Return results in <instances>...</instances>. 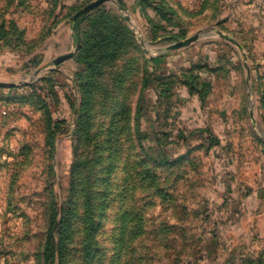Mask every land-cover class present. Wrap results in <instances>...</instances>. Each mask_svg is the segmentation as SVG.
Wrapping results in <instances>:
<instances>
[{
    "label": "rangeland",
    "instance_id": "rangeland-1",
    "mask_svg": "<svg viewBox=\"0 0 264 264\" xmlns=\"http://www.w3.org/2000/svg\"><path fill=\"white\" fill-rule=\"evenodd\" d=\"M93 1L0 0V264H264V0L106 2L117 58L53 65Z\"/></svg>",
    "mask_w": 264,
    "mask_h": 264
},
{
    "label": "trees",
    "instance_id": "trees-1",
    "mask_svg": "<svg viewBox=\"0 0 264 264\" xmlns=\"http://www.w3.org/2000/svg\"><path fill=\"white\" fill-rule=\"evenodd\" d=\"M86 20L89 22L87 29L88 32L80 29L77 31V40L78 42H81V47L76 55V60L79 63L86 64L87 71L96 72V70H100V68H102L103 64L106 63L108 59L115 60L117 58V46L122 42L119 33L122 32L125 34L127 32L129 33V31L116 18L108 17L105 11H99V13H97V15L95 14L93 17L80 18L76 22L75 27L79 28L82 21ZM89 75L90 78L94 77L92 74ZM84 87L86 89H84ZM93 87L94 85L90 81H86V83L79 85L81 106L77 111L75 124L76 129H80L81 127L80 124L82 120L83 108L89 99L91 100L92 98L91 93H94ZM126 110L127 109L125 107H120V109L115 113V117L123 116V112L126 113Z\"/></svg>",
    "mask_w": 264,
    "mask_h": 264
},
{
    "label": "water",
    "instance_id": "water-1",
    "mask_svg": "<svg viewBox=\"0 0 264 264\" xmlns=\"http://www.w3.org/2000/svg\"><path fill=\"white\" fill-rule=\"evenodd\" d=\"M110 1H119V0H94L93 2L87 4L86 6H84L83 8H81L80 10H78L72 17H71V22L74 25L76 23V21H78L80 18H82L83 16H86L87 14L91 13L92 11H94L95 9L99 8L100 6H102L104 3L106 2H110ZM215 33L217 35H219V37H221L222 39L236 45L238 48H240V45L237 43V41H235L233 38L219 32V31H215ZM199 39V34H195L185 40L182 41H177L171 45H168L166 47L163 48L164 52H170V51H174V50H178V49H182L185 47H188L189 45H191L192 43L196 42ZM80 48V44H77L76 49L71 52L68 53L64 56H61L59 58H57L56 60L53 61V65H58L59 63L73 57L79 50ZM249 70L247 69V79H246V83H248L249 81ZM13 84H8V83H0V87H13Z\"/></svg>",
    "mask_w": 264,
    "mask_h": 264
}]
</instances>
